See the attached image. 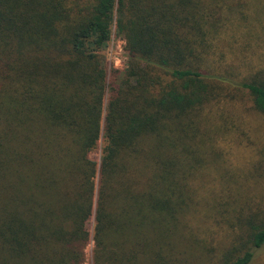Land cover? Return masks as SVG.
I'll return each instance as SVG.
<instances>
[{
  "label": "trees",
  "instance_id": "obj_1",
  "mask_svg": "<svg viewBox=\"0 0 264 264\" xmlns=\"http://www.w3.org/2000/svg\"><path fill=\"white\" fill-rule=\"evenodd\" d=\"M245 99L264 115V0H0V264H84L91 241L93 264H250L262 225L201 263L184 232L208 123Z\"/></svg>",
  "mask_w": 264,
  "mask_h": 264
},
{
  "label": "rangeland",
  "instance_id": "obj_2",
  "mask_svg": "<svg viewBox=\"0 0 264 264\" xmlns=\"http://www.w3.org/2000/svg\"><path fill=\"white\" fill-rule=\"evenodd\" d=\"M102 56L107 83H110L114 70L123 72L128 61L125 40L117 34L115 24ZM239 103L226 110L234 116L229 117L228 122L223 117L218 119L217 123L225 127L208 123L209 130H205L208 139L204 145L208 162L194 174L190 183L195 206L187 218L191 227L184 232L190 238L186 248L194 251L197 263L206 261L204 259L216 261L221 252L231 246L233 256L239 255L251 228L264 226V115L254 112L246 99ZM215 126L219 130L214 133ZM103 145L101 139L90 153L97 168ZM198 220H207L204 228L199 226ZM93 225L91 218L90 233ZM93 248L91 241L84 251V264H93ZM253 255L250 264H264V244ZM141 264H146V259H142Z\"/></svg>",
  "mask_w": 264,
  "mask_h": 264
}]
</instances>
